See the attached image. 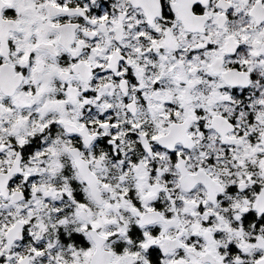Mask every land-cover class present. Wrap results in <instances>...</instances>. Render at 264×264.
<instances>
[{"label":"snow or ice","instance_id":"1","mask_svg":"<svg viewBox=\"0 0 264 264\" xmlns=\"http://www.w3.org/2000/svg\"><path fill=\"white\" fill-rule=\"evenodd\" d=\"M0 264H264V0H0Z\"/></svg>","mask_w":264,"mask_h":264}]
</instances>
